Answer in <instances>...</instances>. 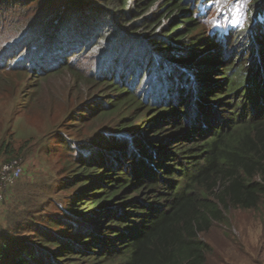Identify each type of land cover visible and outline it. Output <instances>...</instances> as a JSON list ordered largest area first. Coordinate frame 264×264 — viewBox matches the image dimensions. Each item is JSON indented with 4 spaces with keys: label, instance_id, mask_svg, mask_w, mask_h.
I'll return each mask as SVG.
<instances>
[{
    "label": "trees",
    "instance_id": "obj_1",
    "mask_svg": "<svg viewBox=\"0 0 264 264\" xmlns=\"http://www.w3.org/2000/svg\"><path fill=\"white\" fill-rule=\"evenodd\" d=\"M202 1L208 0H0V71L8 65L44 82L65 70L80 80H101L113 85L115 95L99 108L107 114L124 102L134 106L138 96L144 111H151L145 120L150 127L163 131L167 119L175 121L184 140L171 155H186L168 161L187 177L183 187L181 181L168 180L175 166H156L153 159L168 152L159 137L160 152L143 151L153 156H148L150 172L146 166L139 171L134 162L137 138L133 150L123 133L116 135L120 140L110 141V147L120 145L118 157L132 156L128 164L111 159L109 146L96 151L83 141L76 149L79 170L68 178L79 186L66 214L49 217L50 227L37 222L38 238L31 241L0 238V264H40L41 253L48 255L54 244L57 249L49 255L57 259L77 249L99 248L93 260L105 261L112 255V243L124 249L119 254L126 256L125 264H208L212 245L201 233L225 221L229 207L259 206L264 197V0H252L250 12L257 24L251 26V37L248 30L233 36L247 34L246 54L253 50V58L259 57L258 75L249 78L246 63L240 60L230 67V61L221 92L212 73H206L213 72L217 61L209 62L208 54L201 58L207 40L192 38ZM28 106L24 99L23 110L29 111ZM145 132H140L143 138ZM6 149L10 152L12 144ZM161 180L166 192L156 190ZM18 183L6 190L0 229ZM126 188L131 194L143 189L150 197H123V205L114 209L122 194H130ZM160 201L167 204L158 206ZM57 225L65 229L54 230Z\"/></svg>",
    "mask_w": 264,
    "mask_h": 264
},
{
    "label": "rangeland",
    "instance_id": "obj_2",
    "mask_svg": "<svg viewBox=\"0 0 264 264\" xmlns=\"http://www.w3.org/2000/svg\"><path fill=\"white\" fill-rule=\"evenodd\" d=\"M252 3V0H208L205 3L203 1L198 3L200 6L196 12L198 23L192 38L208 42L207 46H203L208 50L202 54V60L203 57L211 55L213 58L211 56L207 58L209 62H212V59L217 61L213 72L206 71L212 73L211 80L219 87L217 92L223 91L226 87L223 83L224 81L226 83L228 77L224 68L230 61L232 62L230 67L238 66L240 60L246 63L250 67L249 78L258 75L259 57L253 58V50L246 54L247 34L242 33L236 38L233 37L237 30H248L249 33H246L251 37V26L257 24L252 21L253 15L250 12ZM227 38L230 39L226 42ZM213 44H216V47ZM210 49L213 53H208ZM218 55L220 56L217 57ZM84 71L86 75L89 72ZM33 76L32 74L30 77L24 71H16L14 67L10 68L8 65L0 71V164L12 158H20L25 165L24 174L15 188L7 212L9 209L10 211L5 217L3 228L0 229V238L31 241L38 238L34 235L37 222L50 227L49 217H63L66 214V204L75 195L79 186L73 185L68 178L79 170L75 166L79 153L76 149L83 141L89 148L98 151L110 147L111 140L114 139V142L116 139L120 140L121 137L116 135L123 133L133 150L136 147L134 139L137 138L140 143H137V151L132 156L139 171L146 166V170L150 172L152 161L148 160V156L151 159L153 156H144L143 151L160 152V145L156 141L158 137L164 140V147L168 152L161 160L153 159L156 166L165 163L176 168L174 161L168 160L184 159L186 152L176 157L171 155L177 152L174 148L180 146V140H184L175 128V121L167 119L164 122L167 129L163 131L157 129L161 126L150 127L145 120L150 118L151 111H144V104L138 96L134 106L131 107L128 102H124L120 104L118 110L107 114L101 112L99 108L109 97L115 96L111 90L113 85L104 84L101 80H91L89 77L80 80L67 70L62 76L55 77L49 82ZM196 77L200 78L199 73ZM24 99L25 103L30 104L25 107L31 108L29 111L22 108ZM186 102H189V99ZM200 106L202 109L205 107ZM85 110L89 112H84ZM188 122L187 120L186 123ZM144 129L146 132L143 138L140 132ZM150 140L152 143L148 144L147 141ZM9 143L12 144L10 152L6 149ZM114 145L116 146L113 147ZM147 145L148 148L145 147ZM85 147L83 149L87 152ZM119 149V144H111L108 151L111 159H118V164L120 161L128 164L132 156L128 154L122 158L118 157ZM137 155H140V161H144L142 164H139L140 161L137 162ZM162 166L164 165H160L159 168ZM178 168L168 180L181 181L184 187L187 177L182 175L183 171ZM168 171L172 173L173 169ZM257 180H260V177H257ZM162 181L156 190L166 192ZM126 191L131 194L133 190L129 191L126 188ZM130 194L127 196L122 194L114 209L118 208L119 204L123 205L125 202L123 197H133L132 199L150 197L143 189L136 194ZM163 203L160 201L157 205ZM122 212L127 218L125 207ZM225 217V221L215 222L208 232L200 235L212 245V251L208 254V264H264V197L255 209L227 208ZM108 221L109 219L103 220L104 223ZM53 229L60 231L65 229V226L57 225ZM57 245L60 246V243ZM109 245L112 255L105 261H95L93 259L100 253L99 248L93 252L77 249L76 253L69 254V257L64 254L63 258L57 259L54 255H49L50 251L57 249L54 244L48 250V255L46 252L41 253L40 264H125L126 256L119 254L124 249H118L119 244Z\"/></svg>",
    "mask_w": 264,
    "mask_h": 264
},
{
    "label": "built area",
    "instance_id": "obj_3",
    "mask_svg": "<svg viewBox=\"0 0 264 264\" xmlns=\"http://www.w3.org/2000/svg\"><path fill=\"white\" fill-rule=\"evenodd\" d=\"M25 165L20 158H12L0 164V211L6 200V190L14 187L22 178ZM2 220L0 217V228Z\"/></svg>",
    "mask_w": 264,
    "mask_h": 264
}]
</instances>
